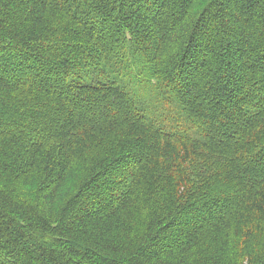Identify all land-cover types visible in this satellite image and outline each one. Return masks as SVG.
I'll use <instances>...</instances> for the list:
<instances>
[{
    "label": "trees",
    "instance_id": "16d2710c",
    "mask_svg": "<svg viewBox=\"0 0 264 264\" xmlns=\"http://www.w3.org/2000/svg\"><path fill=\"white\" fill-rule=\"evenodd\" d=\"M0 264H264V0H0Z\"/></svg>",
    "mask_w": 264,
    "mask_h": 264
},
{
    "label": "rangeland",
    "instance_id": "374dc122",
    "mask_svg": "<svg viewBox=\"0 0 264 264\" xmlns=\"http://www.w3.org/2000/svg\"><path fill=\"white\" fill-rule=\"evenodd\" d=\"M150 85V84H149ZM137 87L141 90V91H146L147 87L144 84L138 83ZM149 88V86H148ZM162 100V102H161ZM146 106L150 109V112H152L153 114H155L158 111V113L155 115L159 118V120L163 121V123L165 125L170 124L171 121H173V117L170 116L177 114L179 112H177L176 110L172 109L171 105H166L164 104V100L163 99H159V100H155L152 102V105L150 103V99L147 98L145 101Z\"/></svg>",
    "mask_w": 264,
    "mask_h": 264
}]
</instances>
